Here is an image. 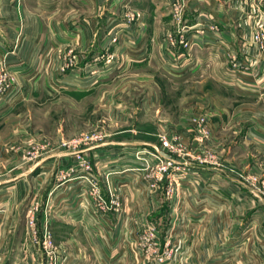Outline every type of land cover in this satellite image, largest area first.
<instances>
[{"label": "crops", "instance_id": "crops-1", "mask_svg": "<svg viewBox=\"0 0 264 264\" xmlns=\"http://www.w3.org/2000/svg\"><path fill=\"white\" fill-rule=\"evenodd\" d=\"M115 1L0 0V61L6 64L9 74L6 87L11 86L13 90L4 102L0 100V110L10 104L5 112L0 111V120L25 102L43 106L45 111L51 101L61 103L67 95L81 111L84 101L90 109L93 104L105 103L111 107L113 120L121 118L116 108L122 101L116 95H125L131 84L116 85V77L122 76L125 80L127 75L129 79L137 71L145 78L138 77L144 81L139 85L145 91L153 90L159 81L157 75L164 67L171 70L170 54L176 60L185 51L181 44L169 42L170 36L179 39L182 26H186L188 36L195 42L185 52V59L177 60L182 67L174 74L180 75L184 66L189 72L202 66L211 72V65L216 63L218 73H226L228 47L239 54L248 48L260 61L257 75L264 74V52L248 46L257 23L264 25V0H185L181 25L173 18L172 5L176 0H123L121 7ZM125 4L136 11L134 19L126 17ZM119 25L130 27L124 28L126 35L114 32L113 27ZM110 59L113 60L109 62ZM151 98L148 101L152 102ZM156 118L150 116L149 123L139 124L138 132L147 137L155 133L152 122ZM113 128L112 133L125 131ZM24 135L30 133H23L20 140ZM118 137H108L105 144L89 151L92 158L102 157L98 172L104 197L119 202V206L105 213L95 207L88 195L76 199L81 191L75 181L62 183L58 179L59 172L71 159L65 148L33 163L20 162L18 151L3 148L0 153V264H44L38 236H33L36 240H29L36 229L40 235L47 230L59 235L64 264H159L154 255L164 248V232L172 234V246L176 248L170 264H264V225L259 221V203L254 209H209L201 224L192 227L187 213L196 212L191 203L198 202L200 196L193 184H183L170 201V207L175 203L171 208L172 226L169 231L161 228L162 217L168 211V207L164 208L166 199L163 195L148 193L144 171H135L139 164L133 163L130 155L123 156L140 144L154 142ZM20 140H13L11 145L18 146ZM126 168L130 170L124 171ZM115 170L121 172L103 178V171ZM211 175L209 172L208 180ZM215 178L223 186L229 181L222 173ZM233 181L244 185L242 181ZM220 196L219 201H214L219 203ZM201 197H205L204 201L211 199L207 194ZM246 197L256 199L255 195ZM30 208L34 209L32 217L36 220L33 228L28 223ZM150 228L159 229L162 234V244L158 243L160 247L153 252L144 239Z\"/></svg>", "mask_w": 264, "mask_h": 264}, {"label": "rangeland", "instance_id": "rangeland-1", "mask_svg": "<svg viewBox=\"0 0 264 264\" xmlns=\"http://www.w3.org/2000/svg\"><path fill=\"white\" fill-rule=\"evenodd\" d=\"M112 1L108 0V3ZM123 2V0H116L115 4L121 7ZM128 6L125 4V15L129 19H134L137 13ZM113 28H116L115 33L124 36L128 33L125 29L130 27L119 25ZM257 30L263 32L264 25L257 23L254 33ZM168 36L170 34H167ZM169 42L173 45L171 39ZM194 42L195 39L191 46ZM223 45L225 48L228 47L225 43ZM237 55L242 62L246 61L245 54L237 53ZM233 60L234 52L228 47L225 58L226 73H218L217 63L214 66L211 65V72L203 66L195 72H189L184 66L185 69L180 71V75L164 67V70L157 75L159 81L153 85L151 91L149 89L145 91V88L139 85L145 78L137 71L131 74L129 79L127 75L125 80L122 76L116 77L114 83L116 85L122 87L126 82L131 84L125 95H116V98L122 101L116 108V113L121 117L118 118L119 120L116 119L118 121L110 116L109 105L100 103L95 106L93 104V109H90L84 101L81 111L75 107L74 99L69 95L66 97L67 100H61V103L58 100L51 101L45 107V111L42 110L43 106L30 101L25 102L0 120V153L5 148L12 147L18 151L19 161L22 163L39 161L60 148H65L68 154H71V148L64 147L63 142H71L81 133L95 130L101 131L105 136L102 145L106 143L108 137L112 139L116 135H119L118 138L125 139H148L154 142L153 145L140 144L136 148H146L160 155V159L149 158L144 166L135 159L136 155L131 156L130 160L139 164L135 171H144L143 179L146 182L147 192L163 195L167 201V206L165 205L164 208L168 207V211L162 217L161 228L168 230L172 226L171 208L175 207V203L170 207L172 204L170 201H173L174 195L178 194V187L183 184H193L195 193L200 196L198 202L191 203L192 209L196 212L187 213L190 226L200 225L209 209L212 211L218 208L230 211L239 210V208L250 209V207L254 209L258 207L256 203H259L261 210L260 224L264 225V216H262L264 215V74L258 76L256 68L249 75H243L241 73L243 69L234 71ZM195 66H200V63L198 62ZM8 78L9 76L7 80ZM245 82L251 84L247 86ZM11 89V86H7L0 92L1 101L4 102L5 97L11 91L13 92ZM103 92L106 91L103 90ZM150 92L153 95L149 94ZM150 97L152 102L148 101ZM9 105L1 108L0 111L5 112ZM150 116L157 117L152 122L155 133L147 137V134L138 131L139 127L144 125L143 123H149ZM113 127L125 131L112 133ZM23 133H30V135H24V139L20 140ZM17 139L20 140L18 146L11 145L14 144L12 141ZM32 152L43 154L32 159L29 156ZM168 160H171L173 165L165 171L162 167ZM209 172L212 175L208 180ZM219 173L226 175L229 179L224 186L220 185L215 178ZM202 176L206 178L203 179ZM60 178L61 171L58 174V179ZM233 180L242 181L244 185H239ZM204 194L210 195V201L203 200L205 197L201 196ZM219 195L222 197L220 204L214 201L218 200ZM250 195H255L257 200L246 197ZM32 212L28 223L33 228L36 220L32 217ZM150 224L152 223H148ZM47 232L51 236L53 247L45 243ZM32 233L29 240H36L33 236H38L37 241L45 257L44 264H64L59 235L55 236L49 230L40 235L37 229ZM161 235L159 229L150 228L146 238L143 236L150 244L151 252L157 251L158 243H161ZM260 235L263 237V234ZM163 237L164 242L161 244L164 248L161 252L158 249L159 254L154 255L155 262L170 264L174 259L176 248L172 246L170 232H164ZM168 250L172 251L171 258L167 257ZM159 257L164 259L163 263H160Z\"/></svg>", "mask_w": 264, "mask_h": 264}, {"label": "built area", "instance_id": "built-area-1", "mask_svg": "<svg viewBox=\"0 0 264 264\" xmlns=\"http://www.w3.org/2000/svg\"><path fill=\"white\" fill-rule=\"evenodd\" d=\"M172 13H173V18L175 21L178 23V25H181L184 20V14H185V9H186V1L185 0H176L174 1L172 5ZM212 28H214V24H210ZM180 35L179 39L174 38L173 36H170L171 43L173 45L176 44H181L183 48L185 49L182 54H179L178 58L176 60L174 59V56H171L173 60L172 63H170V68L171 70H178L177 67L179 66V61L178 59H185V52L190 51L191 49V43L194 40L192 37L188 36L187 31H186V26H182L180 28ZM249 47H256L259 49V51L264 52V31L257 30L255 33H253L252 36V42L248 45ZM247 47L245 46V49ZM9 54V53H7ZM243 54L246 55V61L242 62L240 60V57L237 55V52H234V60H233V66H234V71L237 70H242L241 73L243 75H249L252 73V70H255L257 64L260 63V61L253 57L250 53V50L247 48V52H244ZM6 64L2 61H0V92L6 87V80L8 73L6 71ZM105 141V136L101 131L95 130L91 132H84L81 133L79 136H77L75 139H73L71 142H63L64 147H69L71 148V154H68V156L71 158L67 167L63 168L61 170V182L65 183L67 180L75 181L74 183L78 185L81 193L77 195L76 199H80L85 195L90 196L93 200L92 203L95 205L96 208H98L102 212H107L110 209H113L115 206H119V202L111 198L110 200H107L104 197L100 181H99V161L102 159V157L99 158H92L89 155V151L92 149H95L97 147L102 146V143ZM40 152H32L29 154V156L32 159L38 158L40 155ZM135 156V159L140 162L142 166L145 165V163H148L149 158L155 157L157 159H160V155L147 150L146 148H135L131 153L124 152L123 156ZM157 161V160H156ZM173 165V162L171 160H168L166 164H163L162 169L165 171H168L170 167ZM140 169H143L142 167H138ZM134 169V168H131ZM146 169V168H144ZM130 170L129 168H126L124 171ZM121 172V171H120ZM119 171H108L105 172L103 171L104 175L103 178L108 179L109 175L111 174H118L120 173ZM101 176V175H100ZM70 177V178H69ZM84 183L88 184L87 186H84ZM29 213L33 211L32 208H30ZM153 236V234H152ZM151 239V238H149ZM45 243L48 244L49 246L53 247V242L51 239V236L47 232L45 236ZM170 258L172 257V251L168 250L167 257ZM163 260L161 257H159L160 263H163Z\"/></svg>", "mask_w": 264, "mask_h": 264}]
</instances>
